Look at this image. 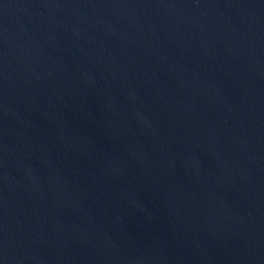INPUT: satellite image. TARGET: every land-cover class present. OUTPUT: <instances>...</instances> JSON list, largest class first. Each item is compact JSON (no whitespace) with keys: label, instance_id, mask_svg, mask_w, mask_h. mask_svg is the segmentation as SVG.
Wrapping results in <instances>:
<instances>
[{"label":"water","instance_id":"95a60500","mask_svg":"<svg viewBox=\"0 0 264 264\" xmlns=\"http://www.w3.org/2000/svg\"><path fill=\"white\" fill-rule=\"evenodd\" d=\"M0 264H264V0H0Z\"/></svg>","mask_w":264,"mask_h":264}]
</instances>
